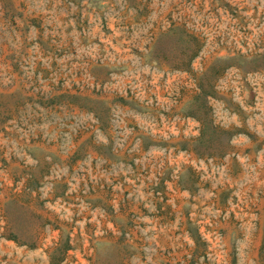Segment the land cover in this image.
I'll return each instance as SVG.
<instances>
[{"label":"rangeland","instance_id":"374dc122","mask_svg":"<svg viewBox=\"0 0 264 264\" xmlns=\"http://www.w3.org/2000/svg\"><path fill=\"white\" fill-rule=\"evenodd\" d=\"M0 264H264V0H0Z\"/></svg>","mask_w":264,"mask_h":264},{"label":"trees","instance_id":"16d2710c","mask_svg":"<svg viewBox=\"0 0 264 264\" xmlns=\"http://www.w3.org/2000/svg\"><path fill=\"white\" fill-rule=\"evenodd\" d=\"M200 89H201V91L198 94H199V96H202L203 104L206 106L207 105L206 98L208 97V92L206 90H204L202 88V86H200ZM210 95H212V94L210 93Z\"/></svg>","mask_w":264,"mask_h":264}]
</instances>
